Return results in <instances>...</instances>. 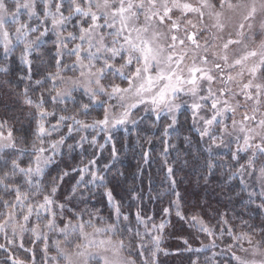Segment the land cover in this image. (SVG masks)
Instances as JSON below:
<instances>
[{"label": "snow or ice", "instance_id": "1", "mask_svg": "<svg viewBox=\"0 0 264 264\" xmlns=\"http://www.w3.org/2000/svg\"><path fill=\"white\" fill-rule=\"evenodd\" d=\"M45 56L55 70L40 75ZM17 58L23 74L13 79ZM0 75L17 105L10 111L0 96V264H161L171 221L125 210L109 185L128 177L97 157L109 143L118 157L116 129L162 116L165 137L181 116L197 136V154L191 136L188 149L162 140L174 197L162 211L174 208L194 230L175 254H195L188 264L205 250L203 264H264V0H0ZM169 149L200 169L198 184L217 171L235 181L233 207L198 198L189 208ZM128 199L144 197L132 188Z\"/></svg>", "mask_w": 264, "mask_h": 264}, {"label": "trees", "instance_id": "2", "mask_svg": "<svg viewBox=\"0 0 264 264\" xmlns=\"http://www.w3.org/2000/svg\"><path fill=\"white\" fill-rule=\"evenodd\" d=\"M44 60L45 64L40 67V75H42L45 70L51 71V67L47 64L48 57L45 56ZM23 67L24 66L20 64V61L17 58L15 64L11 66L13 79L16 76L23 74L21 71ZM36 70L37 69L34 66L33 71L35 72ZM7 78L8 77L0 75V80ZM35 78H39V75L35 76L34 79ZM20 87L22 88L23 85L21 84ZM0 96H2L4 101L9 105L10 111L17 109L14 96L8 95L6 90H0ZM92 115L96 116L97 113H93ZM180 121L182 122V127H179L177 131L170 130L168 137H165L163 134L164 128H161L159 124L161 121L155 126H152L151 121L147 119L138 127H132V129H129L127 132H116L115 142L118 150V157L115 160L111 159L110 143L105 145L102 157H97L101 166L104 163H110V165H113V174L119 170L128 177L127 180H124L123 177L113 179L109 185L110 187L115 188L114 195L116 196V199L119 200L122 197L124 198L125 210H127L129 204H131L132 211L134 212L136 206L139 205L147 215L154 217L155 223L159 224L162 220L171 221L170 223H166L165 229L162 233L161 243V248L167 250L171 254L165 256L163 252H161L159 255L161 264H188L190 255L192 259L197 258L195 254L187 252H183L182 255L175 254L177 249H183L184 247L180 237L188 236L189 232L194 230L189 229L187 224H183V222L178 220L175 216L174 208L171 216H165L162 211L163 208L170 207L169 200L174 198L170 197L168 194V180L165 171L161 168V162L164 159L163 150L165 148L162 140L169 139L172 144L178 145V149H188L189 145L184 143L183 137L191 136L192 143L190 151L193 154H197L196 134L189 132L188 124L183 123V118L180 119ZM17 127H19V125H17ZM149 150H151V163L144 164L141 159V154L142 152ZM91 151H93V149H89V153ZM178 155L180 160L176 166L178 169H182V171H177L176 178L179 181L177 190L185 197L189 208L198 198L206 199L213 208H219L220 211H225V205H228V208L233 207V205L228 204V196L232 195V185H235V181L232 182V185L227 184L223 172L217 171L215 177L206 187L204 186L203 181H200L198 184L197 179L200 174V169L193 167L191 162L188 165L183 163L185 158V152L183 150L174 151L169 149L167 158L171 163L173 160H176ZM85 159H87V154L85 155ZM132 174H136L135 180L131 178ZM71 183H74V181L66 184L65 188H70ZM132 188L135 189L136 193L143 194L144 199L142 202L128 199L129 191ZM149 196H151V200L149 199ZM92 203L95 204L97 208L103 209L105 214L110 207L105 206L106 201L102 200L99 194L93 197ZM234 206L237 211L242 210L238 203H234ZM244 218L247 219V216ZM205 219H208V217L206 216ZM212 223H215V221H212ZM236 223L238 224L239 221L237 220ZM182 224L183 227H181ZM141 230H143L142 227ZM200 239L207 243V240L203 235H201ZM192 243L194 248L199 247V241H194ZM211 254V251H206L204 254H201L199 256L201 264H203L205 256H211Z\"/></svg>", "mask_w": 264, "mask_h": 264}, {"label": "rangeland", "instance_id": "3", "mask_svg": "<svg viewBox=\"0 0 264 264\" xmlns=\"http://www.w3.org/2000/svg\"><path fill=\"white\" fill-rule=\"evenodd\" d=\"M41 51H43V49H42ZM17 55H18V54H17ZM44 58H45V57H44ZM50 70H51V71H54L55 69H54V67H51ZM69 74H70V73H69ZM186 99H187V98H186ZM182 118L184 119L183 116L180 117V119H182ZM168 122H170V121L168 120V118L162 116L161 122L159 123V124H160V127H161V128H164V125L167 124ZM189 122H190V120H189ZM132 127H133L132 125H128V130H129V129H132ZM119 131H120V132H127V131H125V129H124L123 127H121V128L116 129V130H115V133H116V132H119ZM169 131H170V130H169ZM171 131H172V130H171ZM103 135H104V134L101 133L100 136L97 137V139L99 140L100 143H104V141H103ZM236 222H237V221H235V223H236ZM53 238H55V237H53ZM257 239H259V237H257ZM52 251L54 252L55 249H52ZM206 251H208V250H205V252H206Z\"/></svg>", "mask_w": 264, "mask_h": 264}]
</instances>
